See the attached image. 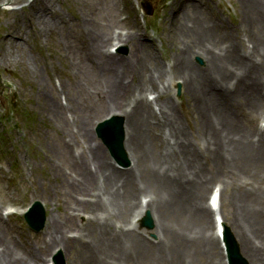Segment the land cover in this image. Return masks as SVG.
<instances>
[{"label": "bare ground", "instance_id": "obj_1", "mask_svg": "<svg viewBox=\"0 0 264 264\" xmlns=\"http://www.w3.org/2000/svg\"><path fill=\"white\" fill-rule=\"evenodd\" d=\"M105 1L109 8L117 2ZM237 1L240 21L230 29L209 1L172 0L166 39L178 46L167 63L154 58L156 45L148 36L119 30L113 14L85 27L91 39L85 41L79 78L55 95L52 89L39 93L40 107L61 121L57 153L80 176L48 167L57 171L72 201L66 221H48L40 253L26 257L17 243L2 237L0 219V264H46L41 252L48 248L62 250L70 264H226L219 234L212 230V209L204 201L210 178L223 186L219 210L224 215V202L228 218L222 216L241 256L248 264H264V0ZM41 2L35 17L47 28L49 18L58 15L49 14L52 0ZM12 44L4 63L13 56ZM115 45H129V55L109 50ZM196 56L203 67L195 65ZM120 71L133 79L120 78ZM178 82L195 124L189 132L174 102ZM64 89L71 92L67 104L61 101ZM71 106L76 115L63 118ZM102 110L124 118V148L131 159L125 170L92 140L90 117ZM76 191L88 192L87 198ZM148 210L155 240L135 224Z\"/></svg>", "mask_w": 264, "mask_h": 264}, {"label": "rangeland", "instance_id": "obj_2", "mask_svg": "<svg viewBox=\"0 0 264 264\" xmlns=\"http://www.w3.org/2000/svg\"><path fill=\"white\" fill-rule=\"evenodd\" d=\"M147 1L153 11L151 15L143 12L141 0H117L118 3L115 2V5L111 3L114 7L110 8L105 0H52L49 14L55 12L58 18L50 20L48 17L51 25L47 28L40 25L35 17L40 3L43 4L41 0H37V4L28 6V10L25 11L9 9L6 6L0 8V140L2 146L0 162L5 163L0 169V209L8 202L27 206L34 200L40 199L46 203L49 222L54 219L58 221V225L65 223V217L68 214L67 201L70 205L72 201L70 202L67 197V188L58 178L57 171L52 169L49 173L48 167L51 164L54 168L59 167L60 172L65 175L67 173L70 178L80 179V176L71 165L62 163L61 155L57 153L61 144L59 139L62 131L61 121L57 120L54 113H49L40 107L39 93L52 89L55 95L54 90L59 87V82L62 85L76 82V78L80 76L79 66H82L81 64L85 61L84 47L91 39L85 27L88 28L92 20L103 21L107 12L109 15L113 14L120 22L117 28L122 32L131 34L135 32L138 37L146 35L154 41L156 45L154 58L158 62L167 63L172 59V55L177 53L178 43L173 45L166 39L169 26L165 20L171 8L174 7L171 4L172 0ZM207 1L214 15L222 21L225 27L233 29L237 26L240 21V8L237 0ZM1 5H4V0H0ZM80 25L83 27V35L80 33ZM17 41L20 44L15 47ZM10 42L13 43V56L4 63L1 58L9 48ZM121 47L127 48L128 51L118 55L127 57L130 53V46ZM194 63L198 67L204 66V61L199 56L195 57ZM37 72L40 74L38 75ZM126 76H128L127 79H131L133 75L130 72H119L120 78ZM182 86L179 82L176 84L173 93L174 102L178 107L182 126L189 132L195 129V124L188 116L189 99ZM64 93L68 99L71 97V92L69 93L67 89H64ZM71 109L68 108L63 112V118L67 117L69 111L74 116L76 115L72 106ZM108 114V111L102 110L90 117L92 119V140L101 145L116 168L125 170L130 165L126 167L118 165L117 167L114 158L95 132L97 123L105 119ZM67 138L72 139L70 135ZM80 139L81 136L76 138L74 147L80 145L78 144ZM129 161L131 164V159ZM12 167L20 171L16 177ZM216 184H221L220 179L210 178L204 194L205 202H207L212 187ZM10 189L16 193L15 198L12 192H8ZM76 192L82 193L79 195L80 198H87L88 192ZM222 211L228 218L224 202ZM83 219L82 216L81 220ZM152 219V229L143 228L141 225L139 229L148 234L151 239H155L157 237L153 232L155 229L153 216ZM4 229L5 234L8 235V237L4 236V239L10 238L15 241L23 256L30 254L27 249L32 250L34 254L40 253L42 237L47 227L39 233L33 232L28 228L24 219L17 215L5 223ZM212 230L214 231V225ZM0 244L3 243L0 242ZM41 253L43 260L49 261L54 257V253L49 248ZM63 257L66 264H70V258L68 259L66 255Z\"/></svg>", "mask_w": 264, "mask_h": 264}, {"label": "water", "instance_id": "obj_3", "mask_svg": "<svg viewBox=\"0 0 264 264\" xmlns=\"http://www.w3.org/2000/svg\"><path fill=\"white\" fill-rule=\"evenodd\" d=\"M29 0H10V4L27 2ZM9 4V5H10ZM28 4H37V0H30L25 6L15 7L18 10H28ZM145 6V5H144ZM13 8V7H12ZM152 13V10L149 11V14ZM99 135L105 140L108 146L118 155V157L122 158V142H123V130L122 123L118 121H107L101 124L98 128ZM28 219L31 225L36 228V220L32 219L31 215L28 216ZM41 222V221H40ZM39 223V222H37ZM228 243L231 251L232 262L233 264H246L244 260L240 257L237 251V247L231 237L228 234Z\"/></svg>", "mask_w": 264, "mask_h": 264}]
</instances>
